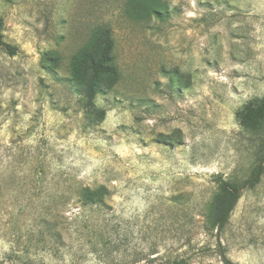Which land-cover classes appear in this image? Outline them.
<instances>
[{
    "label": "rangeland",
    "instance_id": "1",
    "mask_svg": "<svg viewBox=\"0 0 264 264\" xmlns=\"http://www.w3.org/2000/svg\"><path fill=\"white\" fill-rule=\"evenodd\" d=\"M0 20V264H264V166L214 225L264 160L239 117L264 99V0H0ZM104 29L121 78L98 121L72 64Z\"/></svg>",
    "mask_w": 264,
    "mask_h": 264
},
{
    "label": "trees",
    "instance_id": "2",
    "mask_svg": "<svg viewBox=\"0 0 264 264\" xmlns=\"http://www.w3.org/2000/svg\"><path fill=\"white\" fill-rule=\"evenodd\" d=\"M135 7V6H134ZM143 9L145 12L149 8L135 7ZM0 47L7 49L10 56H15L16 52L8 45H5L2 33V21L0 20ZM115 44L109 29L101 31L100 42L95 49L82 51L76 55L72 64V79L77 87L83 92L85 98V113L92 120H102L105 117L106 111L100 110L96 104L97 96L103 91H109L119 82L121 76L120 71L114 61ZM48 61L56 63L54 56L48 55ZM242 125L250 131H258L264 128V99L255 100L248 104L239 114ZM259 137V136H258ZM262 147H264V136L259 137ZM260 166L257 168L254 178L258 175ZM262 172V169L260 173ZM253 178V179H254ZM256 182H251L254 186ZM102 188V187H101ZM224 194L223 206L219 215L214 221V225L218 226L222 221L223 226L228 219V215L233 209V202L236 198L238 187L231 189L228 183L222 182ZM101 196L94 193L89 187H84L81 191V201H101ZM222 253V252H221ZM187 260L175 261L173 264H187ZM225 264H232L225 260Z\"/></svg>",
    "mask_w": 264,
    "mask_h": 264
},
{
    "label": "water",
    "instance_id": "3",
    "mask_svg": "<svg viewBox=\"0 0 264 264\" xmlns=\"http://www.w3.org/2000/svg\"><path fill=\"white\" fill-rule=\"evenodd\" d=\"M263 166H264V160L262 161V163H261V165H260L258 175H257V176H256L251 182H256V181L258 180V178L260 177V174H261L260 171H261V169L263 168ZM251 182H247V183H245V184L241 187V189H239V191L237 192L236 198H235V200H234L232 206H234V204H235V202H236L238 196L240 195V193H241L242 191H244V190L250 185ZM223 222H224V221H222V222L220 223L219 227H218V238H219V236H220V232H221L222 227H223Z\"/></svg>",
    "mask_w": 264,
    "mask_h": 264
}]
</instances>
